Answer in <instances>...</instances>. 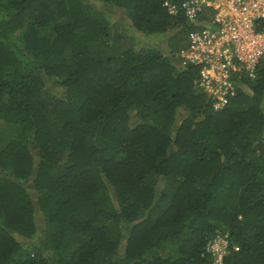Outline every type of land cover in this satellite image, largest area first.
Listing matches in <instances>:
<instances>
[{"label": "trees", "instance_id": "obj_1", "mask_svg": "<svg viewBox=\"0 0 264 264\" xmlns=\"http://www.w3.org/2000/svg\"><path fill=\"white\" fill-rule=\"evenodd\" d=\"M166 1L0 0V264H264V60L216 111Z\"/></svg>", "mask_w": 264, "mask_h": 264}, {"label": "built area", "instance_id": "obj_2", "mask_svg": "<svg viewBox=\"0 0 264 264\" xmlns=\"http://www.w3.org/2000/svg\"><path fill=\"white\" fill-rule=\"evenodd\" d=\"M169 15L182 13L198 26L189 34L182 62L199 68L197 86L223 110L237 96L244 78L255 79L264 60V0H167ZM228 239L218 237L208 245L215 264H223Z\"/></svg>", "mask_w": 264, "mask_h": 264}, {"label": "rangeland", "instance_id": "obj_3", "mask_svg": "<svg viewBox=\"0 0 264 264\" xmlns=\"http://www.w3.org/2000/svg\"><path fill=\"white\" fill-rule=\"evenodd\" d=\"M120 14V13H119ZM122 14V13H121ZM118 15L117 18L121 21H124L125 24L129 25V21L127 18L123 17L122 15ZM116 20V18H115ZM137 42L142 43L143 45H151L157 48L160 51H163L164 53H169V48H168V37L167 38H162L160 40H154L153 42H148L147 40H142L140 38H137ZM182 65H184V62H182Z\"/></svg>", "mask_w": 264, "mask_h": 264}, {"label": "clouds", "instance_id": "obj_4", "mask_svg": "<svg viewBox=\"0 0 264 264\" xmlns=\"http://www.w3.org/2000/svg\"><path fill=\"white\" fill-rule=\"evenodd\" d=\"M182 61V60H181ZM227 236V235H226ZM229 245V244H228ZM227 252V251H226ZM225 256H226V254H225ZM225 256H224V258H225ZM223 262H224V260H223ZM214 263H215V261H214Z\"/></svg>", "mask_w": 264, "mask_h": 264}]
</instances>
